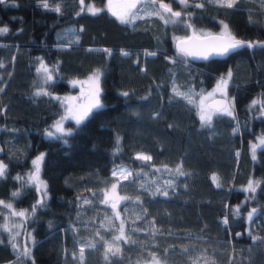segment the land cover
Returning <instances> with one entry per match:
<instances>
[{
  "label": "trees",
  "instance_id": "1",
  "mask_svg": "<svg viewBox=\"0 0 264 264\" xmlns=\"http://www.w3.org/2000/svg\"><path fill=\"white\" fill-rule=\"evenodd\" d=\"M48 3H0L9 29L0 35V200L26 211L11 234L0 210V264H264V146L255 158L250 150L264 135V48L195 62L173 45L189 25L217 28L220 19L237 39L264 43V0H140L131 23L107 0ZM94 69L104 107L82 124L67 120L71 135H44L64 115L70 80ZM229 71L232 115L221 108L203 124L196 99ZM41 152L47 196L26 175ZM112 183L122 196L115 208L104 202ZM109 244L120 254L106 256Z\"/></svg>",
  "mask_w": 264,
  "mask_h": 264
},
{
  "label": "snow or ice",
  "instance_id": "2",
  "mask_svg": "<svg viewBox=\"0 0 264 264\" xmlns=\"http://www.w3.org/2000/svg\"><path fill=\"white\" fill-rule=\"evenodd\" d=\"M4 0H0V3H3ZM216 2L221 6V7H226V8H232L235 5L236 0H216ZM80 3L83 5L84 0H80ZM140 3V0H116V2H114V0H108V4H107V9L108 11L111 12V14L115 17H117V19H119V21L121 23H131L135 18H137V7L138 4ZM180 3L184 4L187 7V0H180ZM41 4L44 8H49L50 5L48 3V0H41ZM203 5H196V7H202ZM158 7L160 9H163V11L171 13L172 16L174 17H180L181 13L180 12H173L171 7L168 4H164V3H160L158 5ZM53 11L56 12H60V7L59 5H56L53 9ZM85 9L82 8L81 11H84ZM88 12H91L93 15H96L97 13H99L100 11H103V9H97L94 6H89L86 9ZM156 15L160 16L161 19H164V16L160 14V12H156ZM168 21L165 20V23H167ZM175 21H173L174 23ZM223 23V22H221ZM190 26V25H189ZM228 25L227 24H223V28H224V32L221 33L220 37H214L212 38L213 40L216 41H220V43L214 44L213 45V51L212 54L214 55H219V56H227L230 53H232L233 51H235L236 49L242 48V47H249V48H255V47H261L264 48V43L261 42H251V41H243L240 39H237L235 36L231 35V33L228 31ZM9 31V29L7 27H0V35L6 34ZM183 42H181V44H178V49L179 52L183 55H191V56H197L200 55L201 58L203 59H208V54L205 53H197L195 51L190 50L187 47L182 46ZM125 55H127V53H125ZM154 55V53H153ZM41 69L46 73V78L48 80L52 79L51 73L49 72L48 68L41 64ZM41 69H38L41 70ZM232 77V73L229 71L227 74V79L225 78H221L220 82L217 84V90H221L222 87H226L228 80L231 79ZM89 80H93V77H90ZM174 91H176V89H174ZM40 94V93H38ZM100 94H101V89L99 87V73L95 74L94 77V89L91 93V102L84 107L83 109H78L76 111H73L72 109H69V111L72 113V118L76 121V124H82L88 117L89 115L93 112L94 109H101L104 107V105L101 103L100 100ZM177 95H182L180 92H176ZM123 95L127 96L128 93H123ZM57 99H59V97H57ZM257 103H260V101L258 100H254L252 102V105L255 106ZM261 108H264V103H261ZM224 112L227 115H232V112L229 111L227 108L224 109ZM63 119V118H62ZM211 119H212V113L209 112L208 110L201 108V112H200V120L202 121L203 124L206 125H210L211 124ZM56 133H60L62 135H71V131L70 130H65L62 124V121H57L56 125L54 126ZM55 133L49 132L48 135L52 136ZM260 144L264 145V138L260 139ZM253 158H255V149H256V145H253ZM44 159V154H41L36 160L33 161V164L36 166V174L30 176V179H32L34 182H40L39 181V165L40 162H42ZM137 159L140 160H151L150 156H146L143 154H140L137 156ZM5 171H6V165H3L2 163H0V177H3L5 175ZM177 171L179 172L180 170L177 169ZM116 173H113V175H115ZM181 175H184L183 172H180ZM127 175H131V173L129 172ZM125 179H127V176H124ZM214 180H216V177H213ZM42 183V182H40ZM256 185H259V181L255 182ZM217 186L219 187V184H217ZM45 189H46V184L44 185ZM113 188V192L116 189V185L113 184L112 186ZM248 190L250 191H255V187L253 185V182L250 181L249 185H248ZM18 193H13V196H17ZM164 195H167V193L165 192ZM105 203H107V200L104 201ZM3 201H0V204H3ZM38 203H42L41 201H38ZM115 204L113 205V207L115 208ZM6 208H12L11 204H6L5 205ZM253 212H255V209L252 210ZM236 213L237 215L239 214V208L236 209ZM13 215H18V216H25V212L21 211V212H13ZM248 219L251 220L252 219V213L250 212L248 214ZM225 223H227V220H225ZM121 236L119 237H115L114 239L116 240H120L123 238V222L121 223ZM13 247H15V245H13ZM120 248L119 247H115V249L113 248L112 244H109L107 246V252H106V256L108 253H111V255L113 256H117L120 254ZM24 256H29L30 255V251L27 249V247H25V250L23 252ZM83 255V249H81V256ZM156 264H159V261H156Z\"/></svg>",
  "mask_w": 264,
  "mask_h": 264
},
{
  "label": "rangeland",
  "instance_id": "3",
  "mask_svg": "<svg viewBox=\"0 0 264 264\" xmlns=\"http://www.w3.org/2000/svg\"><path fill=\"white\" fill-rule=\"evenodd\" d=\"M221 22H223V23H221ZM223 24H227V22L223 19H220V25L217 28L202 27L201 29L193 28V30L197 34H205V33H209V32L223 33L224 32ZM229 30L230 29L228 27V31ZM39 68L41 69V64H40ZM47 68L49 70V67H47ZM42 72L46 76V73L43 70H42ZM97 73H99V87H100V70L99 69H94L82 77L74 78V79L70 80V84L73 85L74 88L71 89L70 91H68L64 96L65 97V103H66L64 115L62 117H60L59 119H57L52 125L47 127L44 130V135L49 136L48 135L49 132L55 133L52 136H56L57 134H60V133H56V130L54 127L56 125L57 121H62V124H63V127L65 130H70V131L73 130V126L66 123L67 120H72L76 123V121L72 118V113L69 111V109H72L73 111H76L78 109H83L84 107H86L91 102V93L94 89V77H95V74H97ZM90 77H93V80H89ZM221 78L227 79V74L220 76L214 82V84H212L206 90L202 91L199 94V96L197 97L196 104H197V111H198L199 116H200L201 108L208 110L209 112L212 113V116H213V114L217 110L209 107L207 105V100H209L210 98L217 96V95H223L227 98V103H226L227 105H225L222 108V111H224V109L227 108L229 111L233 112L232 99H231V96L228 92V83H227L226 87H222L221 90H217V84L220 82ZM100 89H101V87H100ZM100 100H101V97H100ZM101 103L103 104L102 100H101ZM261 138H264V135L256 134L250 140V150L252 153H253V147H252L253 145L257 146L256 149L264 146V145L260 144ZM256 149H255V152H256ZM43 153L44 152H41L40 154H43ZM37 158L38 157L34 158V160H36ZM0 163L5 165V163L1 159H0ZM35 174H36V166L33 164L31 169L27 171L26 175L30 179V176L35 175ZM38 175H39V173H38ZM30 180L32 181V179H30ZM39 181L42 182V183L37 182L39 188L47 196L48 192H47V189L45 191V187H44V185L46 184L45 180L39 176ZM113 184L116 185V183H112L104 191V200H107V202L109 200H116V199H120L122 197L117 190V186H116L115 191L113 192V188H112ZM0 201L4 202L3 204H0V210H2V213H3V221H2L3 227H8V229L12 232L11 234H18L20 229L22 230V217L18 216V215H13V212L15 211L18 213V212H21L24 210L23 209H15L13 206H12V208H6L5 205L11 204V203L8 201H4V200H0ZM24 212L26 213V211H24ZM29 238L31 239V237H29ZM156 261H159V264H162L160 262V260L157 258L148 259L146 261L140 262L139 264H144V263L156 264Z\"/></svg>",
  "mask_w": 264,
  "mask_h": 264
},
{
  "label": "water",
  "instance_id": "4",
  "mask_svg": "<svg viewBox=\"0 0 264 264\" xmlns=\"http://www.w3.org/2000/svg\"><path fill=\"white\" fill-rule=\"evenodd\" d=\"M114 2H116V0H114ZM173 12H176V11H173ZM220 36H221V33H218V32L197 34L194 32L193 27L190 25L188 29V33L175 38L173 45L176 50H179L178 44H181V42H183L182 46L187 47L190 50L195 51L197 53L208 54V59H209L214 56H219V55L212 54V51H213V45L220 43V41L213 40L212 38L220 37ZM186 56L191 61H195V62L205 60L201 58L200 55H197V56L186 55ZM226 102H227V98L225 96L217 95L207 100V105L211 108L219 110L226 105ZM108 203L112 207L114 204L117 206V204L119 203V200H110Z\"/></svg>",
  "mask_w": 264,
  "mask_h": 264
}]
</instances>
